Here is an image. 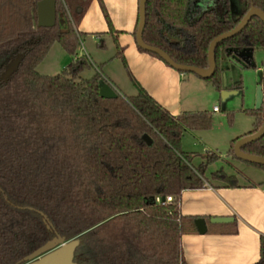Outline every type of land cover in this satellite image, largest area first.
Masks as SVG:
<instances>
[{"label":"trees","instance_id":"trees-1","mask_svg":"<svg viewBox=\"0 0 264 264\" xmlns=\"http://www.w3.org/2000/svg\"><path fill=\"white\" fill-rule=\"evenodd\" d=\"M38 1L0 0V264H25L58 236L76 239V264H189L181 236L196 217L181 213V191L211 183L206 170L219 156L209 151L194 165L193 153L183 151L181 142L186 130L210 129L212 113L171 114L122 57L136 93L102 97L99 89L107 80L101 65L84 78L93 64L76 53L81 35L76 27L88 0H55L50 27L37 24ZM240 1L234 14L230 0H146L143 39L178 63L206 68L216 36L233 29L251 6L264 12V0ZM54 43L72 59L59 73L41 74L37 67ZM257 47L264 50V22L252 16L239 33L216 45L215 72L202 79L220 91L230 57ZM17 57V67L4 77ZM262 75L264 85V69ZM245 112L254 117L248 134L254 133L264 120V100ZM227 117L232 124L233 114ZM237 139L227 151L235 158ZM241 149L264 156V135ZM210 177L237 184L235 174L221 168ZM157 194L174 199L159 203ZM235 221L221 222L228 227L223 231L235 232ZM253 264H264L263 246Z\"/></svg>","mask_w":264,"mask_h":264},{"label":"crops","instance_id":"crops-1","mask_svg":"<svg viewBox=\"0 0 264 264\" xmlns=\"http://www.w3.org/2000/svg\"><path fill=\"white\" fill-rule=\"evenodd\" d=\"M102 1L111 24L109 25L106 21L98 0H88L76 29L84 35L85 44L80 35L79 39L86 56L90 57L92 54L98 58L106 80L114 87L118 84L122 85L129 95L136 93L124 69L122 57L132 76L171 114L178 115L208 108L202 100L195 99L194 89L203 86L211 93L214 89L211 84L202 78L179 72L156 56L138 50L134 31L138 22L139 0ZM90 40L94 41L90 42ZM76 53L81 55V52ZM237 53L239 57L248 56L250 61L244 60L243 63L254 66L251 59L252 49H242ZM117 60L120 61L130 86L121 82V79L111 70L110 65ZM243 63L235 58L225 69L223 81L225 95L236 94L239 91L238 86L235 85L227 89V70L234 71L237 67L242 68L245 66ZM257 69L262 72L263 63ZM258 86L263 87V78L260 82H256V87ZM214 107L217 106L212 103V112H218L219 109L214 110ZM212 129L213 126L209 130ZM187 131L197 138L194 134L195 130H186L182 137V150ZM235 138H239V135L228 133L219 146L227 148L231 140ZM197 139L201 141L200 137ZM224 157L220 156L222 160H226ZM202 160H198V163ZM251 165L257 172L255 178L244 173L246 181H241L237 173L238 171L243 173L241 168L237 167L231 172L222 168L228 173L235 174L236 185H226L215 179V182L211 181V183L205 181L202 187L185 188L181 191L179 202L181 213L194 216L195 219L204 217L206 223V230L200 231L194 220L193 224H188L187 230L182 233V253L189 264H253L260 258L262 246L264 248V169ZM211 171L207 167L206 173L210 174ZM215 217H235L236 231H223L228 227L221 222L231 219L214 221Z\"/></svg>","mask_w":264,"mask_h":264},{"label":"rangeland","instance_id":"rangeland-1","mask_svg":"<svg viewBox=\"0 0 264 264\" xmlns=\"http://www.w3.org/2000/svg\"><path fill=\"white\" fill-rule=\"evenodd\" d=\"M70 2V0H67ZM231 9L234 14H237L241 10V1L240 0H230ZM81 40L85 44L84 35L81 34ZM94 40H90L93 42ZM88 42V41H87ZM252 62L254 66L249 67H237L234 71L227 70L228 84L227 89H230L233 85L238 86L239 91L235 94H224V86L220 91L215 88L212 89L211 93L205 87H196L194 89L195 99L198 101H203L205 105H208L206 109L199 111H209L212 113V130H195L194 134L197 135V138L200 137L199 141L196 137H193L190 131H187L184 138L183 151L192 152L193 156L191 162L194 165H197L198 160H204V157L201 155L211 151L219 156L214 162L210 163L208 170H215L218 168L227 169L228 172L236 169L237 167L241 168L243 173L238 171L239 180L246 181L244 173L250 177H257V172L255 168L238 158H235L231 155H227V151L230 148V144L227 148L220 147L221 143L226 139L228 133L232 135H239V137L247 135L253 129L254 117L245 112V110L256 109V93L257 87L256 82H260L262 79L263 71L257 69L258 66H261L264 61V50L260 47L254 48ZM77 52H81V55H87L83 49V46L80 42ZM71 56L67 54L63 48L58 44L54 43L46 54L45 58L37 67V71L41 74L54 75L59 73L70 61ZM93 64V67L89 70H86L82 73V77H90L95 68L99 66V60L96 56L88 57ZM111 70L113 73L121 79V82L128 84L130 83L126 77L125 71L120 63V61H115L112 63ZM229 67L228 63L226 67ZM227 67V68H228ZM264 69V65H263ZM229 72V73H228ZM103 73V72H102ZM189 74L190 76H195L200 78L198 75L191 72H183ZM115 88L124 95H129L127 90L120 84L115 86ZM211 103V104H209ZM212 103L217 106L219 109L218 112H212L211 106ZM200 104H198L199 106ZM233 114L232 124L228 122V113ZM211 126V128H212ZM227 134V135H226ZM203 141V142H202ZM195 150V151H189ZM196 155V156H195ZM200 156V157H198ZM220 156H225L226 160H222ZM201 158V159H199ZM233 174V173H232ZM206 176L210 178V181L215 182V179L210 177V174L206 173ZM54 246V245H53ZM51 247L42 249L35 255L27 260L34 259L35 257L41 256L42 254L49 251ZM66 263H69L68 261ZM69 264H73L70 262Z\"/></svg>","mask_w":264,"mask_h":264},{"label":"water","instance_id":"water-1","mask_svg":"<svg viewBox=\"0 0 264 264\" xmlns=\"http://www.w3.org/2000/svg\"><path fill=\"white\" fill-rule=\"evenodd\" d=\"M145 5L146 0H139L138 3V23L135 32V40L137 45L145 51H149L152 53L157 54L160 58H162L169 66L172 68L179 70L181 72H191L194 73L201 78H208L214 72L216 68L215 63V56L214 50L216 45L223 39L228 37H232L235 34L239 33L248 23L249 19L252 16H258L264 22V12L255 6H251L249 10L245 13L243 18L240 22L231 30L222 33L216 36L209 44L208 48V66L206 68H200L194 65L188 64H181L176 62L171 58V56L162 48L158 46H154L148 44L143 39V29L145 25ZM37 24L43 27H50L53 26L55 23V0H39L37 2ZM20 58H15L10 62L7 66L4 77H7L12 71L17 67ZM225 78V74L223 73V81ZM99 93L102 97L105 98H114L120 95V92L108 81L104 82L100 89ZM264 100V86H258L257 93H256V108H259L262 105ZM264 135V120L261 127L254 133L247 134L244 136L239 137L234 145H233V152L235 156L240 159L251 161V162H258L264 165V156H259L255 154H250L247 152L242 151L241 147L249 142L258 140ZM232 219L231 217H215L213 218L214 221H225ZM195 223L197 225L198 230L205 231L206 230V223L203 217H198L195 219ZM76 244V239L71 240H64L62 236L54 237L53 239L49 240L46 244L38 248L35 252L28 255L27 258L32 257L42 249L47 247L52 248L47 251L46 253L42 254L41 256L35 257L34 259L29 260L25 264H69L72 262L76 264L72 260V250ZM54 245V246H53ZM69 263H66V262Z\"/></svg>","mask_w":264,"mask_h":264},{"label":"built area","instance_id":"built-area-1","mask_svg":"<svg viewBox=\"0 0 264 264\" xmlns=\"http://www.w3.org/2000/svg\"><path fill=\"white\" fill-rule=\"evenodd\" d=\"M214 110H218V108L214 107ZM154 199L156 202H159V203L171 202L174 199V195L173 194H166V195L162 196L160 194H157L154 197Z\"/></svg>","mask_w":264,"mask_h":264},{"label":"flooded vegetation","instance_id":"flooded-vegetation-1","mask_svg":"<svg viewBox=\"0 0 264 264\" xmlns=\"http://www.w3.org/2000/svg\"><path fill=\"white\" fill-rule=\"evenodd\" d=\"M232 10V9H231ZM237 59L239 62H241V63H243L244 62V60L245 61H250V59L248 58V56H246V55H243L242 57L240 56H238V55H232L231 57H230V60H234V59ZM244 65H245V63H243ZM263 76V75H262ZM263 78V77H262ZM264 86V85H263Z\"/></svg>","mask_w":264,"mask_h":264},{"label":"bare ground","instance_id":"bare-ground-1","mask_svg":"<svg viewBox=\"0 0 264 264\" xmlns=\"http://www.w3.org/2000/svg\"><path fill=\"white\" fill-rule=\"evenodd\" d=\"M48 264H50L49 262H47Z\"/></svg>","mask_w":264,"mask_h":264}]
</instances>
